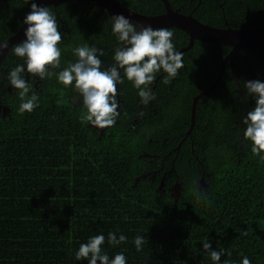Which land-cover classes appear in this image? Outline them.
Here are the masks:
<instances>
[{"label": "trees", "instance_id": "trees-1", "mask_svg": "<svg viewBox=\"0 0 264 264\" xmlns=\"http://www.w3.org/2000/svg\"><path fill=\"white\" fill-rule=\"evenodd\" d=\"M261 6L260 1L245 0V22L239 25V3L233 7L232 20L227 18L229 24L253 25L254 19L247 18ZM11 18H16L15 14ZM75 20L76 16H70L72 23ZM77 27L70 36L79 35ZM172 31H179L180 39L184 36L179 28ZM95 33L100 34V30ZM112 34L104 29L105 44ZM82 41L61 42L60 68L50 71L58 73L75 60L69 48ZM214 47L219 53H214L210 63L198 57L199 63L188 66L199 68L196 79L200 76L204 83L214 73L210 70L213 60L227 50L222 44ZM18 58L11 63L12 68ZM233 62L238 70L247 67L250 80L264 82V42L238 49ZM223 74L227 77L228 70ZM192 75L190 72L188 79L179 82L184 84V102L199 88ZM240 82L246 95L247 89ZM129 84L132 82L126 79L124 85L129 88ZM71 88L55 75L43 79L35 90L38 106L23 114L18 111L21 101L15 89L9 97V117L0 116V264H87L86 260L77 261L75 253L81 243L97 234L105 235L103 251L109 258L122 252L127 264H222L225 259L240 264L245 256L251 264H264V160L252 154L251 141L236 155L237 144L226 120L231 109L227 101L235 93L224 88L229 92L217 96L218 111L209 106L217 115L206 125L203 120L204 126L200 122L201 131L194 137V148L202 147L209 184L195 187L192 180L199 174L198 165L175 160L184 183L182 194L174 199L167 192L157 193L144 179L132 181L145 166L140 149L161 146L159 140L145 139L164 136L165 147L174 145L173 128L179 122L173 118L160 123L146 120L128 128L127 121H117L98 133L97 128L81 121L84 105L70 104ZM129 93L126 97L132 95ZM246 100L248 108H253L254 97L249 95ZM109 232L125 235L127 242L108 244ZM138 235L145 239L140 251L133 243ZM206 240L213 250H224L220 262H213L202 249Z\"/></svg>", "mask_w": 264, "mask_h": 264}, {"label": "flooded vegetation", "instance_id": "flooded-vegetation-1", "mask_svg": "<svg viewBox=\"0 0 264 264\" xmlns=\"http://www.w3.org/2000/svg\"><path fill=\"white\" fill-rule=\"evenodd\" d=\"M117 1L131 9L143 13L150 12L149 14H155L163 12L164 10L162 0ZM167 1L172 9L185 14H190L202 22L213 26L228 25L230 27H242L236 26L235 24L233 26L230 25L227 19L229 16H231L233 7L240 3L241 7L236 11L238 23L239 25H242L245 22H242L246 17V9L244 8L245 0ZM254 1H260V4L263 7L261 6L260 9L255 11L252 16H247V20L252 21L254 19V24H256L255 21L263 22L264 0ZM29 5L30 3L27 4L26 0H0V16H5L0 17V42L6 41L9 38L13 39V41L9 43L8 48L4 50L3 56L0 58L1 117H9L11 110V99L9 97L15 88L9 84L7 77L13 67L12 64L15 61V57H17L12 52V48L16 43H19L25 39V35L21 34L20 32V27ZM43 6L48 7L57 16V20L60 23L59 31L62 33V42L65 40L67 43L68 41H72V39H81L83 41L80 45L87 44L89 46H95L97 48L103 49L105 54L100 57V59L104 67H108L114 63V50L120 45V42L117 41L116 35L114 36V34H112L108 40V43L105 44L106 37L104 36V29H106V33L108 34L111 32V21L112 17L114 16L111 12L96 4L93 0H65L61 2L47 3ZM13 14H15L16 18H11ZM9 15L11 17H9ZM69 15L71 17L76 16L74 23L70 21ZM67 22L69 23L70 27L68 24H66ZM210 22H213L214 24H211ZM75 25L80 27V29H76V34L79 35L70 36V31L75 28ZM161 28H171L172 30V28L176 27L171 26ZM97 30H100V34L95 33ZM180 31H183L184 33L182 39L179 38L181 37L179 31H173V43L177 50L184 52V67L178 70V76L174 78L170 84L163 83L166 73H163L161 70V73L157 74L156 81L150 86L152 91L155 93V100L150 101L147 105L141 104L140 98L137 94L138 90L134 88L132 84L128 85L129 88L124 85L126 78L123 77L122 70L123 83L117 85V99L119 101L120 107L118 109L119 116L117 117L116 122L127 121L129 123L127 126L128 128L134 125V123L146 120L160 123L161 121H167L169 118H173L174 121L177 120L179 122V124L175 122L176 124L173 128L174 133L172 134V138L176 139L174 145L171 144V146L165 147L163 145L164 136H160L162 138L158 139H152L150 136H148L145 139L147 142L159 140L161 146H157V150L148 151L145 149H140L138 154L145 156V166L140 169L138 174L133 175L132 181L134 184L139 181V179H144L147 184L152 186L153 190H155L157 193L167 192L168 195L174 199L182 194L184 183L183 177H180L181 172L179 167L177 168L175 160H180L186 164L193 162L194 164L198 165L199 174L192 180V182L195 184V187L206 188L209 184V181L211 180L209 172L203 166L204 158L203 154L201 153L202 147L194 148L193 141L194 137H196L198 132L201 131L200 122L201 126H204L205 123L207 124V120H209L210 117L214 118L217 115L216 111H218V107L220 106V103L218 104L217 96L219 95L221 97V94L222 96L226 95L228 90H230L232 93H235V97H233L230 102L227 101L229 104V109H231L226 112V120L229 122L228 129L230 136H232L233 143L237 144L236 155L243 153L242 149L248 147L250 144V141L244 140L242 137V129L244 128V125L241 121L243 116H245L247 112L252 109V107H250V109L248 108L247 100L244 98L245 95L240 82L242 81L244 84L246 81L250 80L251 77L247 67H244L243 71H241L238 70L234 64L233 58L236 52L232 56V61L227 58L225 59L224 57L229 50V46L226 45L227 50L223 52V55L217 61L213 60V66L210 67V70L214 72L212 77H210L204 83V81L200 80L199 75V77L196 79L197 71H200L199 68L195 69L193 66L191 68L189 67L192 64L198 62V57H200V59L203 58L206 62L210 63L213 59L212 57L214 53H219V51L214 47V44L216 43H208L196 38H192V40L189 41L187 32L182 29H180ZM69 51L73 53L72 48H69ZM77 59L78 58L71 60V62H75ZM17 61V64L23 63V59L20 57L17 59ZM225 70H228L227 77L226 74H223V71ZM190 72L193 74L191 78L193 84H196L199 86V88L195 93L190 95L191 97L188 101L184 102L185 100L183 101L181 99L185 94V89L182 87L183 83L181 84L179 82L181 79H188L187 75ZM25 79H28L29 83H32L33 80H35L34 90H39L42 80L31 76L28 77L27 73H25ZM226 86L229 88L228 90L224 89ZM130 88L132 89L130 90ZM71 89L74 94L70 95V104L74 105L81 103L83 105L82 97L80 93L76 91L74 85ZM127 90H130V93ZM128 93H132V95L126 97ZM237 99H239L241 102L240 106ZM169 106H172V108ZM209 106H214L216 111H209ZM239 107H241V110H238ZM141 111H143L144 115L138 116V113ZM203 120L204 124L202 123ZM97 129L98 133L102 132V129ZM232 134H234L235 139Z\"/></svg>", "mask_w": 264, "mask_h": 264}, {"label": "clouds", "instance_id": "clouds-1", "mask_svg": "<svg viewBox=\"0 0 264 264\" xmlns=\"http://www.w3.org/2000/svg\"><path fill=\"white\" fill-rule=\"evenodd\" d=\"M30 3V11L25 15L23 23L27 25L25 39L16 43L12 52L23 59L22 64H17L8 74L9 84L19 90L21 101L18 111L23 114L31 113L38 106V96L34 90L35 80L29 83L25 79L35 77L39 80L57 76V79L66 88L75 87L80 93L86 112L81 116V121H86L92 126L104 129L115 125L119 116V101L117 99V85L123 83V77L132 82L138 90L140 103L147 105L155 100V93L151 89L157 74L166 73L164 84L178 76V70L184 67V52L175 48L173 43L174 32L168 28L153 29L151 25L139 26L132 23L123 14L112 17L111 31L116 35L120 45L114 50V63L104 67L100 57L105 53L103 49L87 44L79 45L73 49L78 58L70 62L67 67L58 73L50 69H58L61 65L62 33L59 31L60 23L57 16L46 6L38 5L35 0H26ZM8 48L7 41L0 42V52ZM203 51V50H202ZM122 70V71H121ZM247 96L255 99L254 107L242 118V137L251 141V152L264 160V82L259 79L248 80L244 83ZM31 93V95H29ZM143 111L138 116H143ZM199 197V191H197ZM242 235H247L243 232ZM106 237L97 234L81 243L75 253L77 261L86 260L87 264H127L124 253H116L111 259L103 251ZM127 242L123 234L117 236L109 232L107 243L115 246ZM133 243L137 251L142 250L145 239L136 236ZM202 249L208 253L213 262H220L224 250H213L209 240L202 242ZM230 256V253L228 254ZM222 264H233L230 259H225ZM240 264H251L245 256Z\"/></svg>", "mask_w": 264, "mask_h": 264}, {"label": "water", "instance_id": "water-1", "mask_svg": "<svg viewBox=\"0 0 264 264\" xmlns=\"http://www.w3.org/2000/svg\"><path fill=\"white\" fill-rule=\"evenodd\" d=\"M61 1L65 0H35V2L40 6H43L47 3ZM93 1L111 12L113 15L123 14L132 23L139 26L151 25L153 29L173 26L187 32L189 41H191L192 38H196L208 43L225 44L229 46V50L224 58H227L230 61H232V56L238 49L264 42V21L248 27H230L228 25L213 26L198 20L190 14H185L172 9L167 0H162L164 5L163 12L155 14L139 12L127 7L117 0ZM29 11L30 5L25 15ZM26 27L27 25H25L22 21L20 27L21 34H24ZM6 41L9 45L13 39L9 38ZM4 50L0 52V58L3 56Z\"/></svg>", "mask_w": 264, "mask_h": 264}]
</instances>
